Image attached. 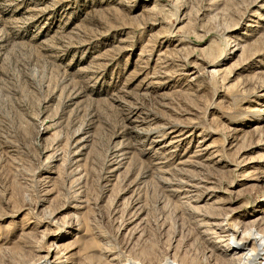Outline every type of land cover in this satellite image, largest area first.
I'll list each match as a JSON object with an SVG mask.
<instances>
[{
	"label": "rangeland",
	"instance_id": "rangeland-1",
	"mask_svg": "<svg viewBox=\"0 0 264 264\" xmlns=\"http://www.w3.org/2000/svg\"><path fill=\"white\" fill-rule=\"evenodd\" d=\"M0 264H264V0H0Z\"/></svg>",
	"mask_w": 264,
	"mask_h": 264
}]
</instances>
